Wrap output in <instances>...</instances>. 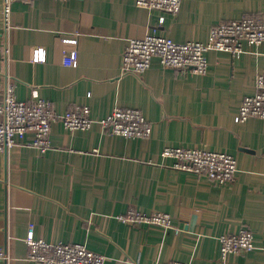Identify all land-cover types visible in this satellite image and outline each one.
<instances>
[{"label": "crops", "instance_id": "obj_1", "mask_svg": "<svg viewBox=\"0 0 264 264\" xmlns=\"http://www.w3.org/2000/svg\"><path fill=\"white\" fill-rule=\"evenodd\" d=\"M244 14L264 19V0H182L176 14L136 0L18 2L8 60L0 0V100L8 73L22 100L42 97L58 112L88 104L94 118L136 107L152 124L149 136L127 138L56 121L50 147L31 145L28 133L0 153V246L11 255L0 264H40L27 257L32 223L37 238L85 243L107 256L105 264H264V118L235 119L257 90L264 43L240 57L209 51L206 74L164 67L157 57L143 73L122 67L129 38L153 26L178 41H206L213 25ZM69 35L79 37L76 67L65 62ZM32 46L44 48L46 60H30ZM166 146L232 153L236 177L215 184L175 168ZM131 206L167 211L174 227L127 225L118 215ZM241 230L254 232L255 248L223 257L220 236Z\"/></svg>", "mask_w": 264, "mask_h": 264}, {"label": "built area", "instance_id": "obj_2", "mask_svg": "<svg viewBox=\"0 0 264 264\" xmlns=\"http://www.w3.org/2000/svg\"><path fill=\"white\" fill-rule=\"evenodd\" d=\"M34 0H2V16L6 36L5 53L9 60L10 44L8 32L13 27L14 7L18 2L26 4ZM137 5L150 10H161L176 14L182 6V0H136ZM164 15L160 16V21ZM79 35V34H78ZM64 36L63 40L74 44L65 57L71 66L78 65L79 37ZM264 43V19L251 14L240 18L222 21L213 25L206 41H178L159 33L156 26L142 37L129 38L122 52L124 71L143 73L150 68L153 58H159L162 66L183 69L196 74H206L209 70V51H223L240 57L248 52V47ZM32 61L46 60V50L32 46L29 50ZM257 90L245 96L235 116L243 122L251 116L264 118V70L256 77ZM61 121L72 131L90 129L94 124L102 131L122 135L127 138L147 137L152 132L151 121L144 112L136 107L116 106L109 114L94 118L88 104H76L74 107L58 112L51 101L42 97L22 100L17 96L16 82L8 73L4 76V88L0 100V153H7L17 144V138L32 133L31 145L41 149L51 146L50 133L52 124ZM162 154L174 158V167L195 172L209 177L215 184H223L235 179L238 171L236 157L229 152L209 150L199 147L166 146ZM118 218L127 225L155 224L164 228L174 227L172 215L167 211L146 213L131 206ZM175 229H180L176 228ZM29 246L28 259L40 264H105L107 256L87 247L82 242H52L35 236L34 224H30L25 237ZM221 254L247 252L255 248V236L251 230L237 233H225L220 236ZM11 255L0 246V263L6 262ZM167 264H188L171 261Z\"/></svg>", "mask_w": 264, "mask_h": 264}]
</instances>
